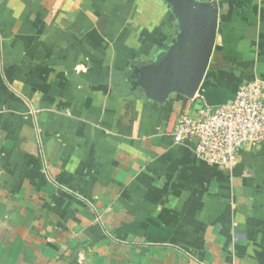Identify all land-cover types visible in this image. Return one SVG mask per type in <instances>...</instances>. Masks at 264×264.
I'll use <instances>...</instances> for the list:
<instances>
[{"label":"crops","instance_id":"1","mask_svg":"<svg viewBox=\"0 0 264 264\" xmlns=\"http://www.w3.org/2000/svg\"><path fill=\"white\" fill-rule=\"evenodd\" d=\"M214 4L193 98L138 83L178 31L166 0H0V264H264V145L231 170L181 114L264 81V0Z\"/></svg>","mask_w":264,"mask_h":264},{"label":"built area","instance_id":"2","mask_svg":"<svg viewBox=\"0 0 264 264\" xmlns=\"http://www.w3.org/2000/svg\"><path fill=\"white\" fill-rule=\"evenodd\" d=\"M172 140L189 144L203 162L231 170L241 150L264 145V81L243 82L230 101L181 114Z\"/></svg>","mask_w":264,"mask_h":264},{"label":"water","instance_id":"3","mask_svg":"<svg viewBox=\"0 0 264 264\" xmlns=\"http://www.w3.org/2000/svg\"><path fill=\"white\" fill-rule=\"evenodd\" d=\"M166 1L175 14L178 31L165 54L139 70L138 83L153 100H164L172 93L193 98L214 49L217 11L210 2Z\"/></svg>","mask_w":264,"mask_h":264}]
</instances>
